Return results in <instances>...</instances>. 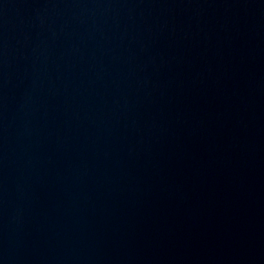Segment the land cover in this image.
<instances>
[{"label": "water", "instance_id": "1", "mask_svg": "<svg viewBox=\"0 0 264 264\" xmlns=\"http://www.w3.org/2000/svg\"><path fill=\"white\" fill-rule=\"evenodd\" d=\"M0 264H264V0H0Z\"/></svg>", "mask_w": 264, "mask_h": 264}]
</instances>
